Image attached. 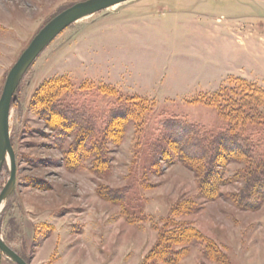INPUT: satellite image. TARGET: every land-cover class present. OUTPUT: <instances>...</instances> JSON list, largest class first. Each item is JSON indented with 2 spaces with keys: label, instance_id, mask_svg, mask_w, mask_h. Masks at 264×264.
Returning <instances> with one entry per match:
<instances>
[{
  "label": "rangeland",
  "instance_id": "rangeland-1",
  "mask_svg": "<svg viewBox=\"0 0 264 264\" xmlns=\"http://www.w3.org/2000/svg\"><path fill=\"white\" fill-rule=\"evenodd\" d=\"M76 1L0 0V94L33 35ZM53 77L65 83L52 87L59 102L95 130L42 100ZM237 77L264 88V0H126L71 23L15 90L3 241L29 264H264V200L237 202L247 163L219 165L217 196L206 198L163 127L173 118L224 128L229 120L207 98ZM142 101L144 112L126 114ZM236 131L261 135L264 153L263 123L246 120ZM10 167L7 158L0 191ZM188 200L189 210L173 213ZM169 217L196 231L187 246L174 239L176 260L162 263L147 255L161 229L176 228H163ZM0 264L17 263L0 251Z\"/></svg>",
  "mask_w": 264,
  "mask_h": 264
},
{
  "label": "trees",
  "instance_id": "trees-1",
  "mask_svg": "<svg viewBox=\"0 0 264 264\" xmlns=\"http://www.w3.org/2000/svg\"><path fill=\"white\" fill-rule=\"evenodd\" d=\"M230 84H232L230 88L218 90L207 98V101L216 105L220 113L229 120L228 125L218 132L213 133L203 125L178 121L173 118L165 120L163 127L171 134L172 147L177 152L180 161L196 171L197 176H199V188L206 198L212 199L217 196L218 188L212 182V177L218 181L217 167L219 165L225 164L229 159L246 162L247 168L241 174L245 186L239 194L237 202L244 206H253L255 203L248 199L255 198L256 203L257 200H264V153L260 152L262 137L258 133L251 136L238 132L236 126L241 125L246 120L264 124V88L243 77L235 78ZM48 85L47 87L51 88L46 87L48 95L42 97V100L46 104H52L50 107L54 114L75 118L80 128L84 123L86 126L87 121L90 125V117L76 113L77 109L71 106L66 107L59 102L60 97L52 87L56 89L63 87L65 85L63 79L59 77L50 78ZM133 105L132 108H126L127 106L124 108L130 117L133 116V113L141 114L147 106L144 101ZM90 127L93 126L90 125ZM93 128L92 130H95ZM90 134V138H92V133ZM98 148L101 149V146ZM191 204L190 200L180 201L175 204L173 213L179 214L182 209L189 210ZM172 217L166 220L163 228L175 224L176 228L170 231L166 230V232H163L165 229H161L155 246L147 255L153 257L155 253L162 263H172L176 260L177 254L170 250L169 245L174 242V239L178 238L175 242L182 241L180 243L187 246L194 239L192 235L196 231L193 226L189 227L190 224H185L183 221L178 220L174 223Z\"/></svg>",
  "mask_w": 264,
  "mask_h": 264
},
{
  "label": "water",
  "instance_id": "water-1",
  "mask_svg": "<svg viewBox=\"0 0 264 264\" xmlns=\"http://www.w3.org/2000/svg\"><path fill=\"white\" fill-rule=\"evenodd\" d=\"M123 1L126 0H79L66 6L38 29L8 71L0 94V172L7 158L11 167L9 178L0 191V206L15 183V159L9 133V115L11 103L16 98L15 90L21 78L37 56L63 29L80 18ZM0 251L17 264H29L3 241L1 235Z\"/></svg>",
  "mask_w": 264,
  "mask_h": 264
}]
</instances>
